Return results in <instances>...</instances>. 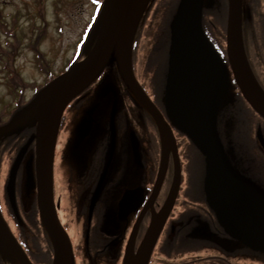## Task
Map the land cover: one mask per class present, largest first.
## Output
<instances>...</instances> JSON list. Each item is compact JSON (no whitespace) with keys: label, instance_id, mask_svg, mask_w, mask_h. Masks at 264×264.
I'll use <instances>...</instances> for the list:
<instances>
[{"label":"flooded vegetation","instance_id":"obj_1","mask_svg":"<svg viewBox=\"0 0 264 264\" xmlns=\"http://www.w3.org/2000/svg\"><path fill=\"white\" fill-rule=\"evenodd\" d=\"M243 2L245 49L251 68L264 89V0ZM153 13L152 7L142 19L143 26L133 47V67L142 86L162 109L169 27L165 15L164 23L157 22L158 30L153 31ZM210 36L226 59L222 43L225 38L223 30L211 29ZM223 106L218 116V129L226 151L246 185L258 198L264 200V118L244 100L233 82L229 100ZM114 117L115 133L111 128V119ZM89 120L91 123L82 125ZM174 132L180 145V158H191L187 155L192 145L176 129ZM31 134L22 128L5 141L0 138V177L4 173L3 151L6 145L14 140L11 148L17 154L31 138ZM17 140L23 142L20 148L16 145ZM57 146L54 169L56 201L59 202L61 217L68 231L76 224L77 233L81 227L83 232L79 237L70 233L76 264H107L109 260L114 263L122 254L133 226L142 214L137 234L140 242L151 220L152 211L160 209L172 182L171 164L159 196L152 206L147 207L161 153L158 129L146 109L135 101L116 69L110 68L109 73L100 76L93 90L84 92L70 105L64 115ZM34 154L32 143L17 173V210L10 203L9 196L0 190V210L26 251L30 250L32 236L39 238L42 235L35 233L38 227L33 223V217L29 218L35 204V192L26 188V165L29 161L35 163ZM16 159H6L9 162L6 177ZM186 172L182 192L188 190V175L196 177L194 172ZM100 184L91 216L92 199ZM134 191L137 194L143 192L138 201L141 203L121 219L120 200L126 192ZM187 201L190 204L176 213L174 211L175 220L171 221L168 228L167 225L164 228L159 248H162L164 238L172 237L174 242L180 238V241H189L192 254L204 247L201 249H205L209 255L219 253L223 257L206 264H239L243 257L256 264L259 261L264 263V254L254 252L230 237L203 202ZM160 260L157 255V260L152 264H160ZM16 263L0 234V264ZM118 264L121 263L118 261ZM173 264H177V260Z\"/></svg>","mask_w":264,"mask_h":264},{"label":"water","instance_id":"obj_2","mask_svg":"<svg viewBox=\"0 0 264 264\" xmlns=\"http://www.w3.org/2000/svg\"><path fill=\"white\" fill-rule=\"evenodd\" d=\"M150 0H106L99 35L86 57L42 88L25 109L7 124L0 135L37 118L36 154L38 200L46 230L54 248L53 264H72L69 238L61 227L53 203L52 165L55 143L66 106L87 88L109 61H116L126 83L137 94L131 69V47L136 26ZM204 0H180L171 23L172 44L167 84V107L176 125L209 157L205 189L219 221L246 245L264 252V204L239 178L219 138L216 118L230 85L229 70L214 50L202 27ZM242 0H229L228 53L235 78L248 101L264 115V92L255 85L242 35ZM218 86V92L215 91ZM141 100V99H140ZM171 133V132H170ZM175 190L180 172L175 178ZM173 203V202H172ZM154 220L137 255L128 249L124 264H148L162 223ZM0 229L23 264H31L0 215Z\"/></svg>","mask_w":264,"mask_h":264},{"label":"rangeland","instance_id":"obj_3","mask_svg":"<svg viewBox=\"0 0 264 264\" xmlns=\"http://www.w3.org/2000/svg\"><path fill=\"white\" fill-rule=\"evenodd\" d=\"M43 3L44 18L42 19L39 15L38 0H0V9L3 11V19L0 22L10 25L14 16L19 17L16 30L20 40V51L16 56L15 66L18 74L24 80L33 84L36 83L35 87L47 79V72L40 70L37 66V54H35L30 43L31 39L35 38V35L32 34V27L34 26V29H37L44 24L46 25L47 32L41 36L39 48L50 60L51 66L49 68L55 72L62 69L68 58L73 55L75 51L74 44L81 37L80 34L82 35L86 23H89L93 13V5L89 0H43ZM215 11L212 17L217 19ZM10 76L7 70L0 65V112L3 110L4 105L12 102L13 99V86L10 83ZM33 87L24 90L27 97L33 94ZM9 112L10 110L7 111V114ZM199 166L202 167L201 162ZM188 192L190 194L200 192L199 183L194 177H191L189 181ZM200 256H205L207 260H210V256L223 259L219 253L209 255L205 251H201ZM163 261L168 263L166 260ZM255 263L245 257L240 259L239 262V264ZM83 264L87 263L84 262ZM107 264L114 263L109 260Z\"/></svg>","mask_w":264,"mask_h":264},{"label":"trees","instance_id":"obj_4","mask_svg":"<svg viewBox=\"0 0 264 264\" xmlns=\"http://www.w3.org/2000/svg\"><path fill=\"white\" fill-rule=\"evenodd\" d=\"M14 43H15L14 41L12 42L11 40H8L6 45L0 44V58L4 59V66L8 67L9 70L12 69L11 63L14 59V55L16 52L15 49H16L17 45H15ZM1 50H3V51H1ZM24 85H26V84H24ZM24 100L25 99L21 96L20 101L23 102Z\"/></svg>","mask_w":264,"mask_h":264},{"label":"bare ground","instance_id":"obj_5","mask_svg":"<svg viewBox=\"0 0 264 264\" xmlns=\"http://www.w3.org/2000/svg\"><path fill=\"white\" fill-rule=\"evenodd\" d=\"M254 81H255V85H256L259 89L264 90L263 87H262V85L259 83V81H258V79H257L256 77H254Z\"/></svg>","mask_w":264,"mask_h":264}]
</instances>
